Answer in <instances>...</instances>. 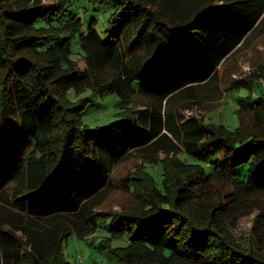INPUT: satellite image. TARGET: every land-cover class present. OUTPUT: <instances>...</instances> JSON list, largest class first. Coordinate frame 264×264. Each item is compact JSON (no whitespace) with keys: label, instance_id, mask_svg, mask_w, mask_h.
I'll return each instance as SVG.
<instances>
[{"label":"trees","instance_id":"trees-1","mask_svg":"<svg viewBox=\"0 0 264 264\" xmlns=\"http://www.w3.org/2000/svg\"><path fill=\"white\" fill-rule=\"evenodd\" d=\"M76 1L0 0V264H67L63 240L101 227L116 264H264V96L238 98L234 130L178 107L219 91L218 69L264 19V0H88L112 9L105 38ZM86 91L116 94L117 119L83 125ZM246 110L259 134L245 133ZM134 151L159 167L156 178L143 166V208L95 213L108 166ZM254 212L241 243L233 230Z\"/></svg>","mask_w":264,"mask_h":264},{"label":"rangeland","instance_id":"rangeland-1","mask_svg":"<svg viewBox=\"0 0 264 264\" xmlns=\"http://www.w3.org/2000/svg\"><path fill=\"white\" fill-rule=\"evenodd\" d=\"M43 1L48 3L51 0ZM76 2L78 5V0ZM93 8L90 1H80L79 11L84 16L86 25L94 17L99 33L104 38L108 37V30L110 29L109 18L112 14L111 7L104 6L97 10ZM132 39L133 28L129 26L123 42L128 46ZM73 58L80 69L83 70L86 67L81 48L75 42L73 44ZM262 68H264V19L249 33L243 44L219 67V91L213 92L209 88L202 89L196 98L182 100L178 107L187 117L195 116L205 122L221 123L227 128L234 130L239 126L240 122L239 110L241 103L238 101V98L240 96H264V88L259 85L249 88L243 87L240 84L255 76L258 77V81L260 82L261 79H264V76L261 75L264 73ZM82 96H90L89 104L81 116L83 125L95 128L97 126L108 125L117 119L120 111L116 105V94L109 93L105 96H97L91 95L90 92L86 91ZM137 100L139 99L137 98ZM241 118L246 134H259L262 131L258 115L251 110L244 111L241 114ZM145 155L144 152L134 151L115 165L108 166L107 172L109 174L107 175V179L109 183L101 191L102 202L94 210L95 213L132 212L142 206L141 198L149 196V191L147 194V190L152 185L149 175L145 174L143 170V166L146 164L147 170L156 178H158L156 173L159 171V167L156 164L146 162ZM147 155L148 157L156 156L158 159L166 157L162 152L159 154L147 152ZM104 171L102 172L104 173ZM105 174H107L106 171ZM239 174H242V171ZM97 175H99L98 171ZM133 184L137 186L136 192L133 190V187H130ZM140 190L143 191L142 196ZM256 215L257 213L254 212L250 216L242 218L238 226L233 230V234L239 242L244 244L248 242L250 230ZM99 230L100 232L98 231L94 236L88 238H80L76 233H73L64 239L61 244V251L65 262L67 264H116L108 250H101L98 247L99 241L104 239V236L108 234V232H104L103 227L99 228ZM91 238L95 242L93 245L88 243ZM124 244L123 240L114 241L115 246ZM81 257L82 260L80 261Z\"/></svg>","mask_w":264,"mask_h":264},{"label":"built area","instance_id":"built-area-1","mask_svg":"<svg viewBox=\"0 0 264 264\" xmlns=\"http://www.w3.org/2000/svg\"><path fill=\"white\" fill-rule=\"evenodd\" d=\"M261 86L264 88V79H261L260 81ZM82 260V257L80 258V261Z\"/></svg>","mask_w":264,"mask_h":264}]
</instances>
